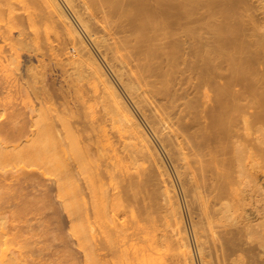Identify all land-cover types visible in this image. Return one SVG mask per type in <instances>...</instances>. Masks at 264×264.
Segmentation results:
<instances>
[{
  "label": "bare ground",
  "instance_id": "6f19581e",
  "mask_svg": "<svg viewBox=\"0 0 264 264\" xmlns=\"http://www.w3.org/2000/svg\"><path fill=\"white\" fill-rule=\"evenodd\" d=\"M185 1L0 0V17L8 10L11 19L21 18L20 12L28 9L27 20L30 27H38V36L39 26H46L50 31L44 38L57 63L80 75L88 71L110 105V117L106 115L115 130L105 140L113 153L111 163L90 179L89 186L97 212L113 214L100 232L82 234L83 248L95 242L91 250L85 249L91 264H105L110 255L115 259L112 264H195L179 196L160 147L183 188L202 264H238L243 256L250 257L252 264H264V187L259 181L264 169V102L242 108V91L231 89L236 85L227 86V74L215 60L221 52L217 42L226 45V40L220 42L212 30L199 34L207 16L196 15L193 0L191 15L184 13V4L189 2ZM68 8L120 87L90 48ZM41 37L33 38L38 47L45 41L37 40ZM236 77L243 82L246 78ZM97 140V148H104V141ZM36 141L33 149L27 141L22 153L27 148L40 151L34 149ZM1 145L0 160L12 159L13 149L9 153L7 145ZM89 147L94 150L89 145L86 151ZM35 151L33 156L41 154ZM138 164L143 165L142 171H133ZM105 173L118 180L112 193L104 188ZM128 204L141 209L131 220L121 218ZM6 235L0 232L2 239ZM133 241L139 252L143 244L141 254L134 255L137 262L125 247L129 242L132 247ZM19 253H13L6 264H20L23 257Z\"/></svg>",
  "mask_w": 264,
  "mask_h": 264
},
{
  "label": "rangeland",
  "instance_id": "374dc122",
  "mask_svg": "<svg viewBox=\"0 0 264 264\" xmlns=\"http://www.w3.org/2000/svg\"><path fill=\"white\" fill-rule=\"evenodd\" d=\"M186 1L187 4L183 3L184 13L185 10L190 11L191 15V6L194 1L193 10H197L196 13H198H192L206 15L205 19H210V23L205 20L203 23L205 27L199 28V34L205 35L207 31L212 30L214 34L216 32V35H219L220 42L226 40V45L223 42L222 44L217 42L216 49L220 48L221 52L219 54L218 50L216 51L218 59L215 58V60L217 63L220 61L219 70H225L227 74V86L230 88L236 85L235 89H231L238 88L237 90L242 91L243 99L245 95L247 96L245 101L239 97V100L242 99L239 104L241 102V105H244L242 108L249 107L250 104L252 107L254 104H263L264 0H248L249 3L247 0H240V2L239 0ZM245 1L247 4L244 3ZM25 10L27 13L24 9V12H20L24 19L18 13L21 18H12V20L8 10L4 17H0V141H3V145L1 142L0 145L1 147L7 145L9 149L6 151L9 153L10 149H13L11 154L14 155L7 161L0 160V232L8 233L7 237L4 236L8 241L0 237L3 240L0 245V261L2 264L8 263L7 259H12L13 253L18 251L24 259L20 257V260H23L20 264H91L87 248L91 250L90 245L95 242L83 248L85 245L82 246V244H85L86 240L83 242L82 234L100 232L104 223L109 222L113 214L109 211L107 214L97 212L94 206V191L93 188L91 189L92 185L89 186L90 179H93L98 172H105L111 163L109 157L113 153L105 140L111 137L115 130L112 120H108L110 105L100 95V88L97 87L99 90L96 88L97 83L94 84L95 81L89 78L87 70L82 69L87 72L80 75L65 70L60 61L57 63V56L55 60L54 51L44 38L48 37L45 35L50 30L46 29V26L45 28L39 26L41 30H38L42 33L39 32L38 36L36 30L38 27H30L31 24L29 25L30 22L27 20L29 10ZM67 10L90 48L98 56L113 81L120 87L118 80L94 47L90 37L76 21L78 19L69 8ZM203 28L206 31H203ZM50 33L48 35L52 41L55 36L52 31ZM34 34L37 38L43 35L37 39L38 41L45 39L41 47L33 42V38H36ZM223 66L226 68L224 69ZM236 73L247 79L244 78V82L237 79ZM238 84H240L239 87ZM241 84L243 88H240ZM121 91L125 95L123 89ZM244 102L248 103L244 104ZM106 114L109 115L108 118ZM251 125L250 123L249 126ZM34 137L37 139L34 149H40V151H34L41 153L38 154L39 156L35 154L38 158L33 156L34 151L28 148L26 153H22L26 151H23L26 149L24 144L28 141L32 145L36 140ZM98 138L104 141V148H97ZM155 142L158 144L156 140ZM36 143H40L39 148H36ZM41 143L46 146L41 148L43 146ZM89 145L93 146L94 150L89 147L86 151ZM14 147H19L21 151ZM160 153L172 175L179 196L195 264H202L183 188L170 159L161 147ZM29 154L34 158L23 157V160L22 156ZM142 169L143 165L138 164L134 166L133 171L139 172ZM259 177L264 187V169L260 171ZM117 182V179L110 178L106 174L104 188L112 193L116 191ZM158 211L161 212V209ZM121 212H123L122 216L120 215L122 219L131 220L133 216L141 212V209L138 204H128ZM156 215L154 212L153 216ZM150 217L152 219V216ZM129 244L125 247L128 249L129 256L133 257L132 261H136L135 256L142 252L140 249L142 243L139 244L140 252L137 251L138 248L136 249V242L132 247ZM136 245L138 247V240ZM247 257L243 256L238 264H252L253 260L249 262L251 259ZM104 261L105 264H112L115 259L110 255Z\"/></svg>",
  "mask_w": 264,
  "mask_h": 264
}]
</instances>
